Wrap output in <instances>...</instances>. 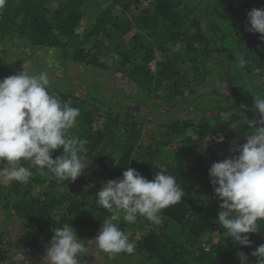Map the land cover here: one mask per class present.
<instances>
[{
    "label": "trees",
    "instance_id": "16d2710c",
    "mask_svg": "<svg viewBox=\"0 0 264 264\" xmlns=\"http://www.w3.org/2000/svg\"><path fill=\"white\" fill-rule=\"evenodd\" d=\"M253 8H264V0H5L0 8V79L21 72L5 54L20 59L33 51L59 50L60 67L71 80L76 64L90 73L116 74L133 86L138 99H132L133 109L96 96L98 85L93 83L78 94L49 85L62 102L80 109L70 135L88 141L83 155L89 168L74 182H60L35 169L27 184L0 180L3 222L17 220L24 234L43 244L51 241L54 228L66 223L92 240L104 221L113 222L135 242L134 254L142 264H241V251L249 264H256L251 253L264 244V222L259 232L249 234L251 246L225 237L218 223L221 201L209 176L214 162L238 155L230 146L242 135L231 127L234 120L230 124L225 118L229 102L243 97L249 116L255 114L253 121H258L254 96L264 95V78L254 70L264 74V41L259 33L246 30L247 13ZM86 21L93 24L82 34L78 29ZM10 48L14 51L7 54ZM240 55L249 61L243 69ZM222 71L236 89L223 100L217 97L219 91L208 90ZM121 98L131 99L124 91ZM196 101L198 116L155 119L161 106L187 107ZM143 108H151L150 113L141 114ZM61 154L56 150L53 158ZM129 167L149 180L156 172L172 175L183 188L182 200L162 211L160 225L143 217L129 224L122 213L111 221L112 214L97 204L96 194L104 184L122 178ZM6 235L0 229V264L15 254L7 248L21 249L5 246ZM215 235L216 244L206 240ZM111 257L105 253V259Z\"/></svg>",
    "mask_w": 264,
    "mask_h": 264
},
{
    "label": "clouds",
    "instance_id": "9594fccd",
    "mask_svg": "<svg viewBox=\"0 0 264 264\" xmlns=\"http://www.w3.org/2000/svg\"><path fill=\"white\" fill-rule=\"evenodd\" d=\"M4 5L5 0H0V8ZM247 18L246 30L259 33L264 41V8H253ZM238 64L243 69L249 61L240 55ZM254 71L264 78L259 68ZM49 85L47 72L35 74L25 65L23 71L0 79V180L27 184L35 169L40 175L50 173L60 182H74L89 168L83 155L88 141L70 135L80 109L62 102L49 91ZM253 110L259 113L260 120L244 121L253 131L246 143L230 149L238 155L214 162L209 169L210 183L221 201L218 223L225 237L241 246H251L249 234L259 232V224L264 222V95L254 96ZM237 126L233 124V128ZM223 140V136L219 137V142ZM56 150L62 154L53 158ZM183 196L184 190L174 176L156 172L149 180L130 167L122 178L107 181L96 194L97 204L112 214L111 221H118L122 213L126 223H136L138 217H143L154 225H160L162 211L179 203ZM93 241L109 255H132L136 251L129 234L109 221H104ZM86 249L66 223L54 228L42 264H84L80 257ZM251 255L256 264H264V244ZM238 256L241 264H249L243 251Z\"/></svg>",
    "mask_w": 264,
    "mask_h": 264
},
{
    "label": "rangeland",
    "instance_id": "374dc122",
    "mask_svg": "<svg viewBox=\"0 0 264 264\" xmlns=\"http://www.w3.org/2000/svg\"><path fill=\"white\" fill-rule=\"evenodd\" d=\"M94 19V18H93ZM88 22H83L82 27L78 29V32H81L83 34L84 28H86L88 25L93 24ZM134 32L131 33L133 35ZM127 38V37H126ZM18 45V42H16ZM14 45V46H15ZM21 46V45H19ZM18 46V47H19ZM17 48V47H16ZM14 48L8 49L6 52L7 54L13 53ZM60 51L59 50H51V49H43L42 52H31L28 57L25 58H10L5 54V60L8 62L15 63L17 68H19L21 71L24 70V65L31 71H33L35 74L40 72H47L49 79H50V86L52 88H58L61 86L62 91L66 90H72L75 89L76 94L82 92L83 90L87 89V83H93L98 85L97 91L95 92L96 96H103L108 99L113 98V101H116L118 103H121L123 105H130V108H136L135 101L132 99H138V96L136 94V90H134L133 86L128 84L124 77L122 76H116V74L111 73H90L88 69H84V66L76 64L73 65L74 67H71V71L75 73L74 80H71L70 77H68L66 74H63V71L60 67ZM215 58L218 57L220 61H222V58L218 56L217 52L214 51ZM4 66H9L7 63H3ZM71 65V63H70ZM218 65V64H217ZM152 70L155 69L154 64L151 65ZM93 78V79H92ZM217 79H214V82L212 85L208 87V90L211 91H219L218 98H221L223 100V97L227 98L232 97V94L235 93L236 89L228 84L226 79L223 77V71L221 72V75H217ZM99 87V90H98ZM121 91H124V93L128 94L131 99L129 98H121ZM201 91L205 92L206 88L204 87L201 89ZM65 92V91H64ZM207 99V98H206ZM243 97H236L234 100H231L229 102V106L227 108V112L229 115H225L226 120L230 121L231 119L234 120L232 122L233 124H237L238 126L234 128L237 132H239L241 136L240 141L233 142L231 148H234L237 144H240V142H244V138L247 135L252 134L253 129L244 121L245 120H253L255 114H250L249 111H247V108H245V105H243ZM198 108L199 104L198 102H192L187 107H173V106H161L158 110V112L155 113V119L158 120H176V119H184L188 116L194 117L195 115L198 116ZM151 108H143L142 111H140L141 114H148L150 113ZM256 115H258V118H256L258 121L260 120V115L257 112ZM257 121V122H258ZM231 124V121H230ZM233 127V126H231ZM8 184L9 181H2ZM102 189V188H101ZM4 218L2 217V214H0V229H4L7 231L6 235V243L5 246H9V244H16V247L18 246L21 248L20 250L16 251V248L12 249L7 248L8 250L13 251L15 254L11 256V258L6 261L4 264H21L23 261H27V263H33V260H38L42 263L45 255H46V248L50 246L49 243H37L33 242V238L30 235L24 234L21 231V228L19 226V223L17 220H15L14 223H9L10 221L3 222ZM5 223V225H4ZM7 224V225H6ZM77 236L84 242L85 246L87 247L85 255L81 256L80 259L84 262V264H89V262L85 263V260L87 259H93V264H142V260L140 258L135 257L137 253L133 254L132 256H125V257H118L117 255H113L111 259H105V253L100 251L96 246L95 242L86 239L84 237V234L82 231L76 230ZM219 236L215 235L214 237H207L206 240L210 242L211 244H216L218 241ZM89 240L88 242H85ZM92 241V242H90ZM7 244V245H6ZM209 248V247H207Z\"/></svg>",
    "mask_w": 264,
    "mask_h": 264
}]
</instances>
